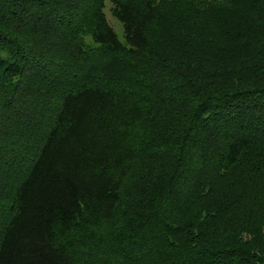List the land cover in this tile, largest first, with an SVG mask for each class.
Instances as JSON below:
<instances>
[{
  "label": "trees",
  "instance_id": "trees-1",
  "mask_svg": "<svg viewBox=\"0 0 264 264\" xmlns=\"http://www.w3.org/2000/svg\"><path fill=\"white\" fill-rule=\"evenodd\" d=\"M193 1L221 2L194 33L218 55L166 99L84 70L91 42L146 52ZM42 107L37 134L1 117ZM0 199V264H264V0H0Z\"/></svg>",
  "mask_w": 264,
  "mask_h": 264
},
{
  "label": "rangeland",
  "instance_id": "rangeland-1",
  "mask_svg": "<svg viewBox=\"0 0 264 264\" xmlns=\"http://www.w3.org/2000/svg\"><path fill=\"white\" fill-rule=\"evenodd\" d=\"M220 4V1L203 2V5H206V7L211 6L212 8L207 9L205 7L196 5L195 1L187 2L186 6H190L189 9H187L189 11H186V14L181 16L180 21L171 20L170 24H166L165 27H163L164 29L160 37L148 48L146 52L137 53L131 56H120L111 53L106 54L103 52V50H100L98 45L91 42L89 46L91 53L86 57V65H84L83 68L84 70H89L90 67L98 68L97 70H108L110 74L111 71H114L112 73H114L116 77L126 76L130 78H138L137 75L139 72L144 73L143 76H146L145 79H147V82H153L152 84L155 86L156 91L163 89L162 91L158 92V98L166 99V96L168 97L171 94V91L167 92V88H169V86L171 89V87L175 85V89H179L178 86L182 88V85L185 83L184 79L182 83H179L180 76L178 75V72L175 71L177 70V66H183L184 70H194L195 63H204L215 60L214 55H218V52L213 51L214 47L212 49V47L208 45L207 42L200 40L199 36H195L194 33H196L197 30H201V26L206 25L209 27L211 24H216L217 21L221 19L222 7ZM110 6L111 4L107 2V17L112 27L118 33L119 38L123 40V25L112 15ZM195 8L204 9L205 11L199 12ZM177 12L180 16L182 10L178 9ZM192 27H195L196 29H192ZM199 32L201 31H198L197 34H199ZM170 83L174 84L169 85ZM56 95L57 94L53 92L50 94V106L55 105V100L58 97V95ZM49 99L45 98L43 101H41L43 102L42 106L47 103L45 100ZM30 105L32 104L30 103ZM171 108L172 107L170 106L167 111H169ZM38 112H41L42 114L37 115L36 112L34 115L33 113L22 111L21 113H18L14 116V114L2 112L1 117H5V120H10V117L12 119L10 123L23 120L22 125H26L29 132L36 129L35 131L37 134L41 129L40 126H36V123L34 122L41 120L44 121V117L49 115V110H47V108L43 109L42 107V109L38 110ZM23 113L28 114L30 119L27 118ZM19 125L21 126V124ZM15 126H18V122ZM15 126L12 130L13 133L15 131L13 136L18 134L16 132L17 128H15ZM33 140L34 139L32 138V141ZM19 141L21 142L22 140ZM128 212L129 208L127 215ZM130 213H133L132 210H130ZM127 219L129 220V218ZM127 219L123 220L125 222L124 225L129 224ZM146 264H149V262Z\"/></svg>",
  "mask_w": 264,
  "mask_h": 264
}]
</instances>
